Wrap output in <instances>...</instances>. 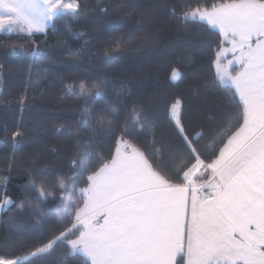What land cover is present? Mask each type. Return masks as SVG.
I'll return each mask as SVG.
<instances>
[{
  "label": "trees",
  "instance_id": "trees-1",
  "mask_svg": "<svg viewBox=\"0 0 264 264\" xmlns=\"http://www.w3.org/2000/svg\"><path fill=\"white\" fill-rule=\"evenodd\" d=\"M75 2L79 8L64 11L42 33H0V200L12 201L0 212V258L31 247L20 244L12 227L44 241L59 237L64 228L58 225L73 211L70 198L80 199L96 157L114 154L125 128L124 139L141 150L155 148L166 170L179 169L188 157L173 105L187 135L203 133L201 152L242 111L238 96L212 86L224 37L183 18L189 8L222 0ZM81 83L101 84L102 98L81 96ZM113 108L118 119L109 116ZM109 119L110 135L100 127ZM15 131L21 135L13 139ZM74 161L87 165L82 175L79 167L73 172ZM30 259L87 264L63 242Z\"/></svg>",
  "mask_w": 264,
  "mask_h": 264
},
{
  "label": "snow or ice",
  "instance_id": "snow-or-ice-1",
  "mask_svg": "<svg viewBox=\"0 0 264 264\" xmlns=\"http://www.w3.org/2000/svg\"><path fill=\"white\" fill-rule=\"evenodd\" d=\"M79 7L75 0H0V33L31 37L66 9ZM183 18L206 22L231 45L218 46L212 86L238 96L242 111L230 115L218 143L201 152L203 133L187 135L173 105L188 157L179 169L166 170L155 148L141 150L124 139L125 128L114 154L96 157L80 199L70 198L73 211L58 225L64 228L59 237L44 241L12 227L20 244L31 247L0 258V264H35L30 257L56 242L65 243L70 255L86 257L87 264H264V0L197 5ZM229 53L233 59L224 65ZM172 75L175 79V69ZM101 88L79 85L86 98H102ZM68 92L75 95L72 86ZM109 116L118 119L115 108ZM110 125L111 119L100 127L110 135ZM19 135L15 131L12 138ZM73 165V172L81 169L77 175L87 169L78 161ZM35 184L30 180L28 187ZM67 187L60 183L61 195ZM39 194L47 195L43 188ZM11 203L0 200V209Z\"/></svg>",
  "mask_w": 264,
  "mask_h": 264
},
{
  "label": "rangeland",
  "instance_id": "rangeland-1",
  "mask_svg": "<svg viewBox=\"0 0 264 264\" xmlns=\"http://www.w3.org/2000/svg\"><path fill=\"white\" fill-rule=\"evenodd\" d=\"M68 10H72V9H66L65 11H68ZM52 24V21H50L49 23H48V25L46 26V28H45V30L50 26ZM227 45V44H226ZM223 46V48L224 47H228V45L227 46ZM231 47V46H230ZM229 47V48H230ZM225 60L223 61V63H224V65H227V63H228V60L229 59H233V55L230 57V58H224ZM236 66H238V64L236 65ZM216 71H217V67H216ZM10 205V204H9ZM9 205H6L3 209H0V212L1 211H3V210H5V209H7V207L9 206Z\"/></svg>",
  "mask_w": 264,
  "mask_h": 264
},
{
  "label": "crops",
  "instance_id": "crops-1",
  "mask_svg": "<svg viewBox=\"0 0 264 264\" xmlns=\"http://www.w3.org/2000/svg\"><path fill=\"white\" fill-rule=\"evenodd\" d=\"M204 23H206V22H204ZM216 30H218V29H216ZM219 31V30H218ZM228 45V47L227 48H229L231 45L230 44H227ZM226 45V46H227ZM233 54L232 53H229L228 54V56L226 57V58H230L231 56H232ZM225 60V59H224ZM235 68H236V70L238 71L239 70V65L238 66H236L235 65ZM239 98V97H238ZM83 256V255H82ZM84 257V256H83ZM86 260H87V258L86 257H84Z\"/></svg>",
  "mask_w": 264,
  "mask_h": 264
}]
</instances>
